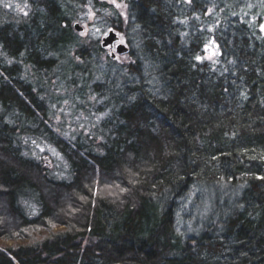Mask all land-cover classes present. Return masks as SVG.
Segmentation results:
<instances>
[{"label":"trees","instance_id":"obj_1","mask_svg":"<svg viewBox=\"0 0 264 264\" xmlns=\"http://www.w3.org/2000/svg\"><path fill=\"white\" fill-rule=\"evenodd\" d=\"M23 1L17 16L0 6V240L23 242L0 248V264H264V13H237L235 0H113L118 14L88 0L95 32L126 28L151 72L135 59L119 90L94 85L99 121L84 135L49 119L70 101L48 76L71 52L103 54L72 29L88 19L82 1ZM41 144L66 180L32 155Z\"/></svg>","mask_w":264,"mask_h":264},{"label":"rangeland","instance_id":"obj_2","mask_svg":"<svg viewBox=\"0 0 264 264\" xmlns=\"http://www.w3.org/2000/svg\"><path fill=\"white\" fill-rule=\"evenodd\" d=\"M81 5L78 8L77 13H87L88 19L84 22L74 21V23L80 24L83 27V33L74 32L79 42L82 45L87 46L93 40H97L98 44L100 43V39L107 32L109 27L105 28L102 33H96V26L93 25L91 10L88 5V0H81ZM103 1L104 5L112 7L116 13H125L124 6L118 2L113 0H100ZM235 9L237 13H264V0H235ZM0 6H2L3 13H13L16 16L18 13H24L27 11V4L24 3L23 0H0ZM89 24H92L89 26ZM262 26H264V18L262 19L259 30L264 34V31L261 30ZM120 38V43L124 44L132 51V58L126 57H117L113 62L114 64L106 65L105 59H109L108 51L103 50V54L96 60L95 57L92 61L95 62H86L81 63L82 61L75 57L72 52L69 54L70 56H63L58 62V70L56 73H50L48 76L52 77L55 74H59L61 79L56 78L51 82V85L58 83V89H62L60 92L62 99L67 98L70 103L61 102L59 104L52 105L50 109L49 119L52 120L54 125L65 124L70 128L69 131L79 133L81 130L84 135L89 132V127L92 125H96L99 121V118H95L93 114H95V110L100 106L101 101H97V96L93 93V86L100 84L101 82L109 81L111 83H115L114 90H119L120 85L122 84V80L120 79L121 74H124L126 71V67L132 64V60H137L139 62V67L142 75L146 78V76H150L151 66L147 60L142 59V57L138 56V44L134 42V37L132 33H130L126 28L123 30L121 35H118ZM208 45L204 48L207 49ZM212 49L211 54H207L204 56V60H211L214 56H216V51L213 49V46L210 45ZM71 59V60H70ZM60 66V67H59ZM26 75H24L28 80L37 88V79L35 78L33 72L31 71L30 66L25 67ZM89 68V73L83 77V70ZM131 81H136L133 76L129 77ZM72 82L76 84V86L72 85ZM65 96V97H63ZM86 99V100H85ZM85 100V103H84ZM97 101V102H96ZM86 105V110L82 112V114L77 115L74 113L76 109H81ZM93 116V119L90 117ZM103 116V115H102ZM77 126V129L76 126ZM89 125V127H88ZM79 126V127H78ZM87 126V127H86ZM95 127V126H94ZM35 157H40V160L47 170L48 175L54 178L55 180H66L67 172L69 167L67 166L64 159L58 154V152L51 146L47 145H36V150L32 153ZM220 192L227 191L226 194L221 195L220 201L227 200L230 204L234 202L237 198V193L235 191H228L224 186L219 187ZM207 196H209L207 198ZM207 200L204 201L205 212L209 213L213 210L214 201L216 202L218 198L214 199L212 193H208L206 195ZM210 204L212 207L210 208ZM204 209H202L203 212ZM178 231L182 229V224L177 225ZM61 229H55L54 231H59ZM23 242L20 240H9L3 241L0 240V248L9 247L13 244H22Z\"/></svg>","mask_w":264,"mask_h":264},{"label":"water","instance_id":"obj_3","mask_svg":"<svg viewBox=\"0 0 264 264\" xmlns=\"http://www.w3.org/2000/svg\"><path fill=\"white\" fill-rule=\"evenodd\" d=\"M72 29L74 32L80 34L84 32L83 27L78 23H74L72 25ZM213 40L210 41V45H212ZM100 48L108 49L111 52L110 59L114 60L116 56H127L130 53L128 47L119 42V37L113 29H109L107 33L100 40ZM213 49H217L216 45H213ZM210 51V48L207 49V52ZM219 55V53H218Z\"/></svg>","mask_w":264,"mask_h":264},{"label":"flooded vegetation","instance_id":"obj_4","mask_svg":"<svg viewBox=\"0 0 264 264\" xmlns=\"http://www.w3.org/2000/svg\"><path fill=\"white\" fill-rule=\"evenodd\" d=\"M120 39V38H119ZM105 51H108V54H109V57H110V55H111V52L108 50V49H106ZM117 58V57H116ZM116 58L114 59V60H112V61H115L116 60Z\"/></svg>","mask_w":264,"mask_h":264},{"label":"snow or ice","instance_id":"obj_5","mask_svg":"<svg viewBox=\"0 0 264 264\" xmlns=\"http://www.w3.org/2000/svg\"><path fill=\"white\" fill-rule=\"evenodd\" d=\"M261 30L264 31V26H262Z\"/></svg>","mask_w":264,"mask_h":264}]
</instances>
